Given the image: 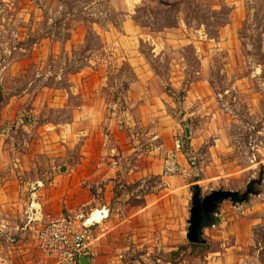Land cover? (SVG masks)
Returning <instances> with one entry per match:
<instances>
[{"label":"crops","instance_id":"1","mask_svg":"<svg viewBox=\"0 0 264 264\" xmlns=\"http://www.w3.org/2000/svg\"><path fill=\"white\" fill-rule=\"evenodd\" d=\"M144 1L110 0L112 20L109 10L84 6L86 15L101 14V23L74 27L91 25L105 55L72 70L68 86H0V264H54L36 247L35 233L47 217L78 209L105 214L91 227L79 264L82 256L88 264H264V239L256 236L264 229V193L239 209L220 205L217 221L203 229L210 249L202 256L187 248L171 255L188 243L194 184L237 188L264 165V125L259 137L244 139L240 163L230 131L236 116L223 97L245 92L248 106L264 110V61L247 54L246 72L235 74L242 45L252 49L240 30L254 32L256 0H227L228 19L213 36L185 32L182 21L159 31L141 25L135 15ZM82 37L75 30L72 43ZM259 43L263 50L264 27ZM189 45L195 68L180 52ZM218 55L229 76L222 93L211 77ZM163 56L167 68L159 71L155 60ZM114 72L117 84L108 86ZM189 76L178 109L164 84L177 92ZM185 129L192 161L179 150L182 172L163 174V157Z\"/></svg>","mask_w":264,"mask_h":264},{"label":"rangeland","instance_id":"2","mask_svg":"<svg viewBox=\"0 0 264 264\" xmlns=\"http://www.w3.org/2000/svg\"><path fill=\"white\" fill-rule=\"evenodd\" d=\"M85 5L90 6L89 8L93 6L96 12L109 10L105 17L110 20L115 18V11L110 10L113 6L110 0H0V86H68L72 70L86 66L95 59L104 58L102 44L95 29L89 24H86L87 27H74L78 23L85 24L88 19L97 24L101 23L102 15L96 12L92 16L86 15ZM229 10L227 0H145L137 9L135 16L141 25L149 26L154 31L182 21L185 32L201 29L206 35L213 36L219 27L226 23ZM263 15L264 0H256L251 26L254 32H251L250 28L246 30L245 27L240 30L244 42L251 43L252 49H248L245 44L242 45L235 74L241 75L246 72L243 56L247 54L251 53L257 62L264 61V49H261L259 43L261 29L264 27ZM75 30L83 37L82 41L72 43V33ZM142 46V50L147 53L148 46L145 44ZM181 48L180 52L188 66L195 68V56L190 45ZM168 56L169 54H165L166 59ZM165 57L159 61L155 60V67L156 69L158 67L159 71L167 68ZM223 63L218 55L211 68L212 80L221 93L223 89L229 87V76H225L226 73L222 70ZM117 77L118 74L115 72L109 75L108 86H115ZM262 77L264 79V73ZM191 79L189 76L186 81ZM166 84L165 82L164 86ZM254 93L255 98L259 99L260 91ZM235 94L233 91H226L223 97L226 106L236 116L230 131L236 141V158L240 163H244L245 156L239 154L243 150L241 146L249 133L260 136L256 131L264 125L262 124L264 110L259 104L248 106L245 92L238 93L237 97ZM252 159L257 158L253 155ZM133 161L136 162V159ZM260 172L264 179V165H259L255 178ZM248 182L232 190L242 192ZM218 185L211 189L205 188L203 191L201 187L199 188L201 193L205 194L212 189L224 188ZM263 191L261 182L259 192L248 194L245 201L251 196L260 197ZM245 201L235 204L229 200L222 201L215 210L213 219L217 217V211L223 202L239 209ZM256 236L259 240L264 239V229H259ZM181 246L180 250L177 249L178 253L186 250L183 245ZM187 249L190 254L202 256L205 249H210V245L207 242L203 247ZM260 258L264 262L263 254H260Z\"/></svg>","mask_w":264,"mask_h":264},{"label":"built area","instance_id":"3","mask_svg":"<svg viewBox=\"0 0 264 264\" xmlns=\"http://www.w3.org/2000/svg\"><path fill=\"white\" fill-rule=\"evenodd\" d=\"M181 144V138L176 135L173 148L163 157V174L182 172L175 159L176 152L181 150ZM103 215L105 214L98 210L86 212L84 209L51 215L35 233L36 247L45 256L52 257L54 264H79V257L90 245L91 227Z\"/></svg>","mask_w":264,"mask_h":264},{"label":"water","instance_id":"4","mask_svg":"<svg viewBox=\"0 0 264 264\" xmlns=\"http://www.w3.org/2000/svg\"><path fill=\"white\" fill-rule=\"evenodd\" d=\"M186 136L188 130L185 129ZM249 183V182H248ZM252 193L249 185L244 191L217 188L202 194L198 185L194 184L190 198L189 216L187 218L186 239L190 243H205L203 229L213 223V215L218 205L229 200L232 204L246 200L247 195ZM80 264H88L85 256H82Z\"/></svg>","mask_w":264,"mask_h":264},{"label":"trees","instance_id":"5","mask_svg":"<svg viewBox=\"0 0 264 264\" xmlns=\"http://www.w3.org/2000/svg\"><path fill=\"white\" fill-rule=\"evenodd\" d=\"M188 83H189V81L184 82L183 85H182V88L179 91H177V92H174L172 90V88L169 86V84H166L165 87H164L165 90L169 94L173 95V97L175 98V100H176V102L178 104V109H180V103H181L183 97L185 96V93H186V90H187V87H188ZM182 115H183V112H180L178 114V117L182 118ZM184 123L185 122L182 121V124H184ZM176 135L179 136L181 138V141H182L181 151L184 152L187 155L189 161H191V159H190V151H191V149H190V144H189V141H190L189 137H187L186 134L184 135L183 132H179ZM261 180H262V173L260 172L257 178L251 179L249 181L248 185H249L252 193L259 192L260 186H261ZM192 189H193V187H192ZM215 221H217V218L213 219V223ZM206 243H190V242H188L187 245H185L184 247L185 248H188V247H191V248L203 247V246L206 245ZM181 248H182L181 245H179L177 247L178 250H180ZM177 249L175 251H171V255L178 254V250ZM208 250L209 249H205L204 250L205 252H203V254L206 253ZM260 254H263V250L260 251Z\"/></svg>","mask_w":264,"mask_h":264}]
</instances>
